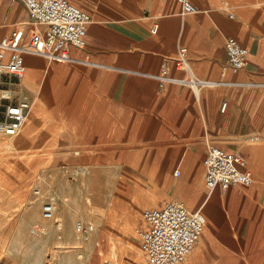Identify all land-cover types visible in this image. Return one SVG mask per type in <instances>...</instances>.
<instances>
[{
	"label": "crops",
	"instance_id": "crops-1",
	"mask_svg": "<svg viewBox=\"0 0 264 264\" xmlns=\"http://www.w3.org/2000/svg\"><path fill=\"white\" fill-rule=\"evenodd\" d=\"M67 1L90 16L84 47H69L72 60L66 63L47 64L48 58L40 54L21 52L25 68L22 79L0 75V87L6 89V79L14 78L22 87L38 89L37 82L45 74L57 79L61 87L74 71L85 74L88 99L102 104L106 141L116 147L122 140H136L142 132L140 138L161 149L159 161L155 157L139 162L136 153L128 156L134 164H159L163 178L156 194L166 195L159 206L151 205L158 204L160 196L142 210L134 234L136 228L144 226L143 211L177 200L190 212H201L204 218L199 242L182 264H264V215L254 209L255 221L250 227L243 219L247 194L254 192L264 207V144L240 149L228 144L237 138L259 140L258 134L264 138V0H191L196 13L190 15H182L178 0ZM154 26L157 29L152 32ZM17 31L22 33L20 45L28 47L31 35L43 39L46 28L31 24L21 0H0V42ZM228 38L237 40L247 51V65L239 71H233L227 62L224 45ZM180 48L187 50L190 73L175 68ZM8 57L9 52L4 51L0 60L5 62ZM74 64L80 66L72 67ZM160 76L167 80L162 82ZM190 77L198 82L196 88L184 82ZM72 83L81 82L74 79ZM73 91L76 93L71 90L70 98L65 99L77 107L84 95L79 89ZM32 112L38 116L32 115L31 134L46 121L56 136L48 140L53 146L58 138L56 112L47 113L40 107H33ZM126 117L129 120L121 123ZM217 143L223 145L217 147L245 160V169L253 178L251 186L230 187L225 192L205 188L204 159L210 144ZM106 158L108 164L116 163ZM175 167L178 169L169 175L168 169ZM101 174L103 180H116L118 172L102 169ZM229 203H235L236 213L235 221L228 225L218 216L226 212ZM140 204L132 205V210ZM261 216L263 223L258 221ZM214 227L228 229L227 242L217 233L213 236ZM242 236L252 240L246 257L242 254L246 241L239 244ZM139 252L145 264L140 248Z\"/></svg>",
	"mask_w": 264,
	"mask_h": 264
},
{
	"label": "rangeland",
	"instance_id": "rangeland-1",
	"mask_svg": "<svg viewBox=\"0 0 264 264\" xmlns=\"http://www.w3.org/2000/svg\"><path fill=\"white\" fill-rule=\"evenodd\" d=\"M45 62L52 61L45 59ZM74 79L81 83H72ZM84 79L85 74L74 71L58 87L59 81L45 74L37 82L38 89L22 87L14 78L6 79L4 86L9 95L13 100L26 98L29 112L17 136L0 135V264H144L134 228L142 210L160 196L156 193L163 177L159 164H134V159L128 156L136 153L139 162L155 157L159 161L161 149L151 146L146 138H140L142 132L137 134L136 140H122L116 147L106 141L104 118L100 113L102 104L88 99L89 86ZM73 88L84 95L77 107L70 105L72 100L65 99L71 90L76 93ZM57 96L61 98L56 99ZM33 107L47 113L56 112L58 138L53 146L49 142L56 136L52 125L46 121L31 134L35 120L32 115L38 116L37 112H32ZM1 112L0 109V117ZM128 120L121 118V123ZM146 120H141L142 129ZM258 135L259 140L237 138L229 140L228 144L235 149L260 146L264 138ZM168 155H171L170 150ZM106 157L116 163L108 164ZM119 158L121 163L117 162ZM72 160L74 163H69ZM102 169L115 170L117 179L103 180ZM174 169L178 167L168 169L169 175ZM165 196H160L158 204L151 206H159ZM246 196L249 201L244 204L243 219L250 227L255 221L254 209L264 215V207L254 192ZM47 203L54 207L50 218L43 215ZM136 203L141 204L134 211L132 205ZM235 207V203H229L218 219L228 225L234 222ZM262 218L258 220L260 223H263ZM89 226L93 227L92 231H88ZM215 227L213 236L218 235L221 241L227 242L228 229ZM242 228L238 230L240 234ZM241 239L239 244L245 240L243 236ZM245 241L242 254L246 257L252 240L246 237ZM204 242L207 241L204 239Z\"/></svg>",
	"mask_w": 264,
	"mask_h": 264
},
{
	"label": "built area",
	"instance_id": "built-area-1",
	"mask_svg": "<svg viewBox=\"0 0 264 264\" xmlns=\"http://www.w3.org/2000/svg\"><path fill=\"white\" fill-rule=\"evenodd\" d=\"M27 10L31 24L44 26L46 33L43 39L31 35L28 47H22V33L15 32L11 38L0 42V59L4 51L9 52L7 61L0 60V75H9L22 79L25 68L21 52L30 51L40 54L51 61L66 63L72 60L69 47L81 49L90 24V16L70 4L67 0H21ZM182 15L196 13L191 0H178ZM157 26L153 27L155 32ZM224 53L233 71H239L247 65V51L234 38L225 41ZM187 50L180 48L174 65L176 70L190 73L187 61ZM163 82L167 80L160 76ZM184 82L196 88L198 82L190 77ZM0 135L15 137L22 130L29 112L26 98L14 101L6 89L0 87ZM224 105L222 106V109ZM204 185L208 191L216 188L225 192L230 187H249L253 183L251 172L247 171L245 160L220 147L210 145L204 159ZM53 201V200H51ZM51 203L43 207V215H52ZM144 226L135 229L139 248L145 264H182L193 252L199 242L204 218L201 212H190L177 200L165 203L159 209L143 211ZM88 231L93 227L89 226Z\"/></svg>",
	"mask_w": 264,
	"mask_h": 264
},
{
	"label": "bare ground",
	"instance_id": "bare-ground-1",
	"mask_svg": "<svg viewBox=\"0 0 264 264\" xmlns=\"http://www.w3.org/2000/svg\"><path fill=\"white\" fill-rule=\"evenodd\" d=\"M26 121H27V119H26ZM27 124H28V123H27ZM28 130H29V127H28ZM51 206H52V209H53L54 207H53L52 203H51ZM80 227H81V226H80Z\"/></svg>",
	"mask_w": 264,
	"mask_h": 264
}]
</instances>
